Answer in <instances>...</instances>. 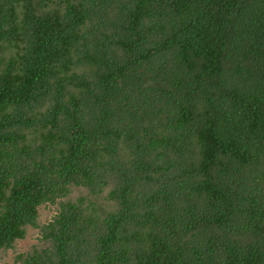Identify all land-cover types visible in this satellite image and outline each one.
<instances>
[{
	"label": "trees",
	"instance_id": "16d2710c",
	"mask_svg": "<svg viewBox=\"0 0 264 264\" xmlns=\"http://www.w3.org/2000/svg\"><path fill=\"white\" fill-rule=\"evenodd\" d=\"M0 264H264V0H0Z\"/></svg>",
	"mask_w": 264,
	"mask_h": 264
}]
</instances>
